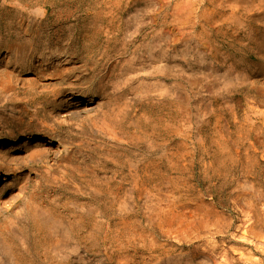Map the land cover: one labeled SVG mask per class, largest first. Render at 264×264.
Segmentation results:
<instances>
[{
	"label": "rangeland",
	"instance_id": "obj_1",
	"mask_svg": "<svg viewBox=\"0 0 264 264\" xmlns=\"http://www.w3.org/2000/svg\"><path fill=\"white\" fill-rule=\"evenodd\" d=\"M233 1L0 0V55L122 12L56 95L0 77V264H264V0ZM46 132L59 153L13 146Z\"/></svg>",
	"mask_w": 264,
	"mask_h": 264
},
{
	"label": "bare ground",
	"instance_id": "obj_2",
	"mask_svg": "<svg viewBox=\"0 0 264 264\" xmlns=\"http://www.w3.org/2000/svg\"><path fill=\"white\" fill-rule=\"evenodd\" d=\"M248 1L251 2V0H244V2L246 3H248ZM233 2H236V0ZM250 5L251 4L249 3V6ZM90 8L94 9L93 15L91 17L92 19L88 20L92 21V24L88 27L84 26L79 29H75V32L80 36V40L72 41L74 47L72 51L74 52L71 55L68 54L66 48L64 47H56L54 49H40L34 47L31 40H21L20 36H15L13 39L8 40L3 48L5 49L4 53L0 55L1 79H10L14 77L16 81L21 82L22 87L32 89L34 86H37L38 81L46 78L48 79V83L54 84L55 82L57 84V87L53 89V95H56L60 91V89H58L59 84L70 85L71 76L73 77L72 81L78 79L79 77L83 78L82 74L84 73H75L74 70L76 69V67L68 65L70 63H75L77 62L76 60H78L83 64L84 70L93 69L94 67H96L99 64V61L102 60L106 54H108L105 52L109 51L110 47L114 45L117 35L116 30L119 27V24H115V22L118 21L119 17L122 15L120 5L115 2L103 3L102 5L98 4L94 7L83 8L82 11H85L87 13L88 9ZM243 14V12H231L229 15L234 17H241L243 16ZM82 21L86 22L87 19L84 18L82 19ZM34 34L38 35L39 32L35 31L33 35ZM73 37L74 32H72L68 36V38ZM48 44L49 42L45 43V45ZM78 44L82 46L80 52H77L78 50L76 47L78 46ZM70 95H72V93L66 94V97L63 99H70ZM84 108V106L79 105L77 112L83 111ZM32 139L34 140V142L31 145L36 148H40L36 151L42 150L43 148L49 150V152L51 153H59L61 151L60 144L58 142L54 144L55 137L49 132L43 133L36 137H34L33 135H28L20 142V145L13 146L16 148L25 146L29 143V140ZM9 140L4 139L0 142V145H3L4 147V145L6 146L7 144H10ZM16 143L17 142H14L13 144ZM0 179L4 180V177ZM133 182L135 181L133 180ZM8 187L10 186L6 187L2 185L0 187V196ZM7 199H9V202L13 199V194H11V192L8 195ZM174 218L175 215L173 214L172 220H174Z\"/></svg>",
	"mask_w": 264,
	"mask_h": 264
}]
</instances>
